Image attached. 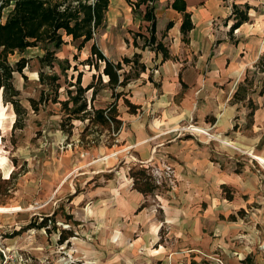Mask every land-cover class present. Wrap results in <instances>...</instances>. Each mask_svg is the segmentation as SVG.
Listing matches in <instances>:
<instances>
[{"label":"crops","instance_id":"1","mask_svg":"<svg viewBox=\"0 0 264 264\" xmlns=\"http://www.w3.org/2000/svg\"><path fill=\"white\" fill-rule=\"evenodd\" d=\"M174 1L156 2V35L168 50L167 60L132 45L114 58L100 48L109 60L138 53L146 69L123 90L135 111L118 99L117 131L87 119L71 122L76 130L97 131V145L89 141L87 151L98 152L90 163L97 168L88 172L96 175V185L89 184L69 204V222L81 228L83 239L94 240L79 243L72 236L58 242L74 244L89 264H264V163L258 160H264V90L234 99L240 86L249 87L248 72L259 74L264 13L256 9L264 10V0H182L192 23L185 40ZM233 4L251 9L249 21L230 32ZM131 11L122 0H110L105 27L144 25ZM168 23L172 27L166 30ZM89 97L93 109L107 107L96 106V95ZM5 120L0 92V132ZM185 125L213 137L179 132ZM56 134L61 139L62 132ZM105 134L112 139L110 146ZM166 164L174 168L176 185L161 192L166 206L161 212L153 199L158 190L144 196L133 188L128 171ZM1 243L26 246L34 259L41 254V240L4 238Z\"/></svg>","mask_w":264,"mask_h":264},{"label":"rangeland","instance_id":"2","mask_svg":"<svg viewBox=\"0 0 264 264\" xmlns=\"http://www.w3.org/2000/svg\"><path fill=\"white\" fill-rule=\"evenodd\" d=\"M122 2L127 4L126 0H122ZM8 10L5 9L2 12V22L5 20ZM256 10L257 13H264L263 8ZM139 33H146L144 25L138 29L130 30L127 28L122 30L118 26L104 27L95 36L94 42L99 49H104L110 58H114L115 55H119L121 51L129 48V45L135 48L133 37ZM136 41L140 50L142 40L137 38ZM90 45L91 42L78 49L76 42L67 39L56 56L59 61L68 60L69 62L70 69L66 71V83H73L78 72H82L81 84L83 87L93 82L97 85V89L100 88L95 97L96 106H108L114 102V99L111 97L109 89L99 87L97 83L99 72L94 68L80 65L89 57ZM146 51L153 52L148 49ZM42 54L40 48H29L22 53L16 52L8 57L11 64L20 58L26 59L27 64L23 69L25 79L18 73L14 74V85L20 92L18 102L23 111L20 114L17 128L12 129L11 126L9 128L10 121L16 120V114L12 105L2 101L5 106L6 120L4 121L5 130L0 132V264H52L55 256L57 264H89L80 255L79 248L74 244L60 245L58 241L61 235H67L63 231L69 230L73 233V239L79 243L84 240H94L91 237L83 239L81 228L79 229L77 224L69 222L71 221V218L69 219L71 217L69 204L71 199L83 192L89 184L94 185L95 183L96 185V175L92 177L93 173L88 172L97 168V165L90 163L92 159H96L98 152L87 153V151L92 146L89 141L96 144L97 131L95 129L82 131L81 128L76 130L72 123L68 124L65 121V113L61 109L60 101H64L68 97L65 94L67 84L62 76L60 80L62 87L58 90L56 102H54L55 96L49 88L38 82V72L41 70L38 60ZM110 60L118 62L116 58ZM73 67H76L77 70L74 71ZM55 70L59 72L58 69ZM44 71L51 72L48 68H45ZM256 72H248V80L251 85L241 93L243 96L256 94L264 87V74H262L264 71L259 72L258 75ZM72 76L74 79H71ZM104 79L105 77L102 76V80ZM70 89L75 91L74 87ZM90 95L91 91L87 92L85 97L89 99ZM124 96L126 95L119 98L122 104L125 101ZM40 97L41 101H39ZM31 100L34 101L33 106ZM57 131L62 132L61 139L58 138ZM207 134L205 136L213 137L210 133L207 132ZM104 140L106 141L105 145L110 146L112 139L107 134H105ZM111 152L110 149L107 151V153ZM110 156L112 154L107 157ZM64 157L68 164H64ZM142 169L146 168L142 167ZM89 178H93V180L87 183ZM157 190L156 195H153V199L158 203L156 210L165 212L166 206L161 202L160 197L162 191L169 189L158 187ZM43 219H50L45 229L29 228L23 232L20 230L21 227H27V225H37ZM11 222H17L19 228L8 229L7 225ZM4 238L18 241L31 238L41 240V254L35 256L34 259L31 256L30 248L27 250L26 246L23 250L17 246L6 248L1 243ZM188 264L194 263L189 260ZM203 264L208 263L204 262Z\"/></svg>","mask_w":264,"mask_h":264},{"label":"trees","instance_id":"3","mask_svg":"<svg viewBox=\"0 0 264 264\" xmlns=\"http://www.w3.org/2000/svg\"><path fill=\"white\" fill-rule=\"evenodd\" d=\"M158 0H126L131 7L134 18L144 22L145 34L139 33L133 37V45L138 48L137 38L142 40L141 50H150L159 53L162 60L169 58L168 50L156 35V2ZM110 0H0V92L2 101L12 105L16 120L13 128H17L20 114L23 112L19 106L18 98L20 92L14 85V73H18L25 79L23 69L27 60L20 58L11 64L8 57L14 53H22L29 48H40L43 52L39 58L40 69L38 72V82L46 86L55 96L56 102L58 90L62 87L60 82L62 76L65 83L67 81L66 71L70 69L68 60L59 61L56 54L65 44V38H70L72 42L78 44V49L91 42L90 55L82 61L80 65L94 68L99 72L97 83L101 89H109L114 102L105 109H93L88 106L86 93L91 91V100L100 88L93 82L85 87L81 84L82 72H78L73 83H66L65 94L67 99L61 103V109L65 113V121L70 124L73 120H88L89 123L101 125L104 128L113 127L117 131L120 122L115 119L116 104L118 99L124 95L123 90L129 82L138 78L145 71L146 67L141 61L142 56L138 53L132 57H123L121 61L113 62L106 58L98 46L95 44V36L99 34L106 25V14ZM172 7L182 14V24L180 32L185 40L188 32L192 29L190 15L185 12L183 1L175 0ZM9 9L5 20L2 22V12ZM249 7L247 4L232 5L229 20L233 21L230 32L239 28L249 21ZM172 27L168 23L166 30ZM264 57H261L256 65L259 72H263ZM101 64V66H99ZM45 68L51 72L46 73ZM58 69L59 72H56ZM76 71V67H73ZM102 76L107 81L103 83ZM95 76L93 75V79ZM71 79H74L72 76ZM246 84L247 78L245 79ZM248 85H250L248 83ZM74 87L75 91H71ZM121 89V91H117ZM245 90L239 87L234 95L237 99ZM260 90L259 94L262 93ZM41 101V97L40 100ZM32 106L34 101L31 100ZM124 104L129 107V111L134 112L135 107L129 105L125 100ZM251 107V103L249 102ZM12 128V129H13ZM20 128V127H19ZM133 182V188L144 196L153 194L158 189L153 182L147 169L131 168L128 173ZM71 217H69L70 219ZM50 219H43L37 225H27L25 229L38 228L45 229ZM67 235L60 236V240L73 236L71 230L63 231Z\"/></svg>","mask_w":264,"mask_h":264},{"label":"built area","instance_id":"4","mask_svg":"<svg viewBox=\"0 0 264 264\" xmlns=\"http://www.w3.org/2000/svg\"><path fill=\"white\" fill-rule=\"evenodd\" d=\"M179 132L187 133H201L203 135H208L207 132L201 131L200 129L194 127L193 125H188L187 127H181ZM153 179L156 187H166L168 189H173L176 185V174L174 168L171 165H162V166H145ZM4 255V252H2Z\"/></svg>","mask_w":264,"mask_h":264},{"label":"bare ground","instance_id":"5","mask_svg":"<svg viewBox=\"0 0 264 264\" xmlns=\"http://www.w3.org/2000/svg\"><path fill=\"white\" fill-rule=\"evenodd\" d=\"M258 160H259L261 163H264V160H262V159H260V158H258Z\"/></svg>","mask_w":264,"mask_h":264}]
</instances>
